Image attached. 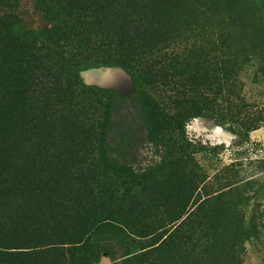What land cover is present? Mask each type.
<instances>
[{
	"label": "rangeland",
	"instance_id": "1",
	"mask_svg": "<svg viewBox=\"0 0 264 264\" xmlns=\"http://www.w3.org/2000/svg\"><path fill=\"white\" fill-rule=\"evenodd\" d=\"M17 4L18 29L42 26L33 0ZM47 10L57 12L53 5ZM125 29L158 34H139L135 42L138 86L96 90L72 79L87 93L81 99L104 114L103 144L91 158L141 174L165 155L160 142H178L195 177L194 216L153 238L102 235L93 264H124L166 237L156 264H264V0L114 1L67 49L75 74L108 54V40ZM149 108L166 115L161 135ZM216 127L231 137L220 139Z\"/></svg>",
	"mask_w": 264,
	"mask_h": 264
},
{
	"label": "trees",
	"instance_id": "2",
	"mask_svg": "<svg viewBox=\"0 0 264 264\" xmlns=\"http://www.w3.org/2000/svg\"><path fill=\"white\" fill-rule=\"evenodd\" d=\"M18 1L0 0V264H93L102 235L153 238L181 218L173 231L188 225L195 177L185 146L160 142L165 155L141 174L91 158L103 144L104 114L81 99L87 93L72 80L82 82L77 64L65 56L117 0H33L43 24L26 30L17 28ZM52 5L55 14L47 10ZM142 33L158 35L113 34L108 54L86 69L118 67L138 86L135 42ZM149 111L161 135L166 115ZM166 238L124 264H156Z\"/></svg>",
	"mask_w": 264,
	"mask_h": 264
},
{
	"label": "crops",
	"instance_id": "3",
	"mask_svg": "<svg viewBox=\"0 0 264 264\" xmlns=\"http://www.w3.org/2000/svg\"><path fill=\"white\" fill-rule=\"evenodd\" d=\"M79 75L85 84L94 85L99 88H110L119 92H125L132 87V83L128 75L118 67L88 69L85 71H81ZM200 120L205 121L204 126L206 125V127L208 128L213 127L211 120L202 118ZM217 129L220 131V139H226L228 136H230L228 135V133L220 130L219 128Z\"/></svg>",
	"mask_w": 264,
	"mask_h": 264
},
{
	"label": "bare ground",
	"instance_id": "4",
	"mask_svg": "<svg viewBox=\"0 0 264 264\" xmlns=\"http://www.w3.org/2000/svg\"><path fill=\"white\" fill-rule=\"evenodd\" d=\"M198 123H199V122H198ZM200 123H201V121H200ZM202 123H203V122H202ZM204 123H205V121H204ZM204 123H203V124H204ZM206 123H207V122H206ZM210 125H211V123H210ZM201 126H202V125H200V127H201ZM203 127H204V126H203ZM205 127H206V125H205ZM210 127H211V126H210ZM207 128H208V127H207ZM211 128H212V127H211ZM217 132L220 133L219 130H217ZM224 137H225V135H224ZM226 137H227V136H226Z\"/></svg>",
	"mask_w": 264,
	"mask_h": 264
}]
</instances>
